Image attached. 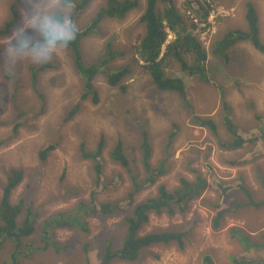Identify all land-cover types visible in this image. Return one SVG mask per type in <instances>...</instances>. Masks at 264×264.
<instances>
[{
    "label": "rangeland",
    "instance_id": "374dc122",
    "mask_svg": "<svg viewBox=\"0 0 264 264\" xmlns=\"http://www.w3.org/2000/svg\"><path fill=\"white\" fill-rule=\"evenodd\" d=\"M105 1L92 0L78 21V28L88 23ZM137 1L140 9L122 19H104L98 30L81 42L84 66L98 60L110 61L112 48L123 54L105 65L106 70L125 66L129 71L122 79L125 92L109 86L105 75L96 76L93 84L98 103L92 101V95L81 100L83 82L68 47L49 62L55 67L40 75L36 93L29 82L28 66L33 64L21 59L10 69L3 58L10 35L0 38V197L8 171L23 169L25 177L11 193L10 203L20 206L18 226L28 219L34 228L19 244H2L0 264L8 262L13 253L17 264H103L107 248L115 252L121 245L125 229L122 219L129 212L121 213L114 207H128L129 192L134 190L133 185L127 189L128 172L138 175V183L145 179L140 162L142 135L152 148L151 163L157 166L164 162L167 174L135 194L132 206L157 196L159 187L166 192L176 190L180 179L195 182L199 176L209 187L188 204L184 213L152 214L141 230L142 236L153 231H188L183 250L177 244L162 245L151 248L135 263L114 259L110 264H202L205 255L214 264H234L232 259L237 257L264 261L263 247L259 251L249 247L264 243V210L235 208L246 201L239 186H244L254 198H264V141L225 151L208 129L194 125L175 92L155 87L141 64L135 63L130 50L134 40L143 35V26L137 20L145 0ZM13 2L0 0V28ZM246 2L257 10L259 35L264 43V0H213L206 20L210 27L203 30L206 25L199 24L195 30L208 54L212 43L230 29L246 30ZM181 3L176 0L179 12L183 11ZM22 7H18L15 27L19 26ZM172 39L169 36L167 42ZM107 44L111 46L105 48ZM231 51L236 53L235 59L216 74L209 55L207 85L185 78L173 60L165 72L169 77L185 79L186 96L194 115L216 122L222 139L227 138L221 125L225 102L231 106L230 117L238 134L250 140L262 134L259 121L264 124V55L249 42L239 43ZM74 107L78 110L72 114ZM255 114L259 121L254 119ZM102 139L104 148L97 158L102 171L97 177L96 161L84 159L80 146L84 144L86 151L95 152ZM118 142L127 156L133 153L128 157L130 171L109 157ZM49 147L54 148L41 159ZM240 160L245 163L243 166L229 165ZM79 205H86V209L76 210ZM104 205L112 206L106 214L97 216L88 211L90 207L98 211ZM216 206L231 209L220 227L213 229ZM69 220L80 221L86 229Z\"/></svg>",
    "mask_w": 264,
    "mask_h": 264
},
{
    "label": "trees",
    "instance_id": "16d2710c",
    "mask_svg": "<svg viewBox=\"0 0 264 264\" xmlns=\"http://www.w3.org/2000/svg\"><path fill=\"white\" fill-rule=\"evenodd\" d=\"M13 4L9 7V16L0 28V38L8 37L19 19L18 7L22 4L21 0H13ZM72 4V15L76 23H78L83 12L89 7L92 0H70ZM183 11L179 12L176 5V0H145L143 11L137 20L139 25L143 26V35L136 38L130 46L132 57L135 63H140L143 69L151 79L158 90L175 92L181 99L184 106L188 109L191 116V121L194 125L208 129L218 142V146L225 151H237L248 145H255L256 141H264V124L259 120V115L255 114L254 119L259 121L262 134L259 137L252 139H243L238 134V127L233 124L230 112L231 106L225 102L222 104L224 114L221 119L222 127L227 135L224 140L218 134L219 125L210 118H202L194 115L192 106L186 96L185 79L180 77H169L166 75L165 69L173 60L179 66L181 74L188 79H197L201 84L207 85L209 81L208 70L206 69L207 58L212 57L214 73L217 70L221 71L220 67H225L231 64L235 59V52L231 49L239 43L249 42L251 46L260 54L264 55V43L262 37L259 35V15L255 6L251 2L245 4V23L246 30L230 29L220 39L212 43L209 54L201 44L200 39L195 34V30L199 24H205L203 30L210 26L206 20L211 11L213 0L209 3L203 0H182ZM140 9V3L137 0H106L104 5L99 7L89 22L82 28H78V34L74 41L68 46L71 50L74 67L80 75L83 82V95L81 100H85L89 95H92V101L98 103V97L94 89V80L97 75H105L109 86L120 89L122 92L126 91L125 85L122 84V79L128 75V69L123 66L114 70H106L109 62L115 60L123 53L115 52L112 48L109 53L110 61H100L98 63L84 66L81 60L80 45L84 38L93 34L98 30L100 24L104 19H122L130 12ZM131 10V11H130ZM184 12V13H183ZM183 13V14H182ZM201 13V14H200ZM194 14V15H193ZM197 19V20H196ZM203 30H201L203 32ZM171 35L173 39L167 42L168 36ZM111 46L106 45L105 48ZM138 65V64H137ZM105 68H102L104 67ZM55 66L47 63L45 65H30L28 66L30 87L34 92L39 90L38 79L44 72L51 71ZM102 68V69H101ZM227 69V68H226ZM165 72V73H164ZM229 72V71H228ZM213 74V75H215ZM18 86V84H16ZM19 87V86H18ZM18 87H15V92H18ZM78 107H74L72 114H75ZM146 137L142 135L140 150H141V168L144 172L145 179L138 183L136 176H131L134 192L129 193L126 208L115 205L118 211L129 212L125 214L122 219L124 226V233L121 240L120 248L115 252H111L107 248L106 256L103 259V264H110L112 260L119 259L127 263H135L144 254L148 253L151 248L157 246L177 244L180 250L184 249V239L188 235V231L181 232H150L140 234L143 226L148 223L150 215L160 216H174L177 213H184L188 204L199 198L200 195L209 187L208 183L199 176L195 177V182H189L185 179H180V186L174 191L166 192L162 187H159V194L155 197L148 198L143 202L132 206L133 196L137 194L145 186L154 185L159 178L166 175L164 162H159L157 166L151 163L152 148L146 142ZM54 148V147H53ZM49 147L42 152L41 159H44L47 152L53 149ZM104 148L103 139L99 141L97 150L90 152L85 150L84 144L80 146V152L84 159L96 161L95 169L97 177L101 174V164L98 163L97 158ZM127 156L123 150L122 143L118 142L109 153L111 161L118 164L120 167L130 171V162L133 153ZM245 163L240 161H232L229 163L232 167H240ZM23 169H10L6 184L0 197V248L6 241L13 244H19L25 237L31 235L34 228L31 226L28 219H24L22 224L18 226L17 218L20 212V206H13L10 203V196L12 191L24 179ZM264 187V184H262ZM229 189V188H228ZM226 191L227 189H224ZM71 193L70 190H67ZM246 197V201L235 205L236 211L246 210L250 208L253 211L264 210V198H254L252 194L244 187L239 186ZM249 201V202H248ZM111 205H104L100 210L88 209L89 213L100 216L106 214ZM215 217L212 220L213 229H218L221 222L224 220L226 213L230 211L231 207L220 209L216 206ZM86 205L77 206L76 210L84 211ZM70 223L79 225L81 229L85 228L84 224L69 220ZM86 229V228H85ZM242 238V237H241ZM246 239H244L245 241ZM250 248H257L261 250L264 248V243L258 245H249ZM13 253L8 262L4 264H17ZM234 264H264V261L253 262L246 258H236L233 260ZM202 264H214L209 255H205L202 259Z\"/></svg>",
    "mask_w": 264,
    "mask_h": 264
},
{
    "label": "clouds",
    "instance_id": "9594fccd",
    "mask_svg": "<svg viewBox=\"0 0 264 264\" xmlns=\"http://www.w3.org/2000/svg\"><path fill=\"white\" fill-rule=\"evenodd\" d=\"M21 3L23 7L19 26L11 32L3 52V58L10 69H14L21 59L37 66L49 63L78 34L70 0H21ZM128 174L129 191L133 185L131 176H136L137 181L139 179L138 175Z\"/></svg>",
    "mask_w": 264,
    "mask_h": 264
},
{
    "label": "bare ground",
    "instance_id": "6f19581e",
    "mask_svg": "<svg viewBox=\"0 0 264 264\" xmlns=\"http://www.w3.org/2000/svg\"><path fill=\"white\" fill-rule=\"evenodd\" d=\"M131 11V10H130ZM165 73V72H164ZM153 123V122H152Z\"/></svg>",
    "mask_w": 264,
    "mask_h": 264
}]
</instances>
